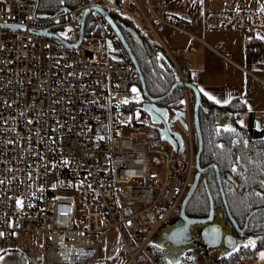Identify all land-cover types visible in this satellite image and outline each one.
I'll use <instances>...</instances> for the list:
<instances>
[{"label": "built area", "instance_id": "1", "mask_svg": "<svg viewBox=\"0 0 264 264\" xmlns=\"http://www.w3.org/2000/svg\"><path fill=\"white\" fill-rule=\"evenodd\" d=\"M144 3L148 13L140 0H95L47 18L36 0H0V233L34 236L41 264H94L92 235L112 228L128 264H150V242L180 214L191 187L196 141L189 92L187 155L180 159L171 149L155 150L151 139L128 135L153 126L121 119L144 96L100 11L91 12L86 25L90 18L93 30L85 26L82 44L73 48L82 31L77 13L96 7L142 21L157 41L166 28L188 33L179 18L159 13L163 0ZM69 24L73 30L62 37ZM203 24L209 31H264V10L207 11Z\"/></svg>", "mask_w": 264, "mask_h": 264}, {"label": "crops", "instance_id": "2", "mask_svg": "<svg viewBox=\"0 0 264 264\" xmlns=\"http://www.w3.org/2000/svg\"><path fill=\"white\" fill-rule=\"evenodd\" d=\"M159 8L161 15L176 16L188 29V33H184L166 28L160 33V40L156 41L177 71L197 87L203 103L215 109L214 112L225 114L234 125L237 113L229 107L240 110L238 122L247 126L254 121L255 126L263 130L264 136V31H209L203 24L207 11L257 12L264 10V0H210L206 4L204 0H163ZM201 88L221 103L209 101L200 91ZM177 123H172L170 131L180 136L181 143L173 144L165 139L163 142L167 141V148L179 158L181 152L186 150V143L182 129ZM161 230L162 228L158 232ZM154 237L150 244L153 243ZM182 246L163 245L150 248L154 251L166 248L165 250L170 252L168 264L170 261L183 263L185 258L181 256L186 255L196 256L194 264H205L197 258L202 252H193L194 246L190 249H183ZM231 248L229 245L224 247L223 244L206 247L204 256L210 257L216 250H223L221 253H226L227 249L229 253L234 252L235 249ZM42 254L41 242L30 234L16 233L10 237H0V256L3 257L0 264H41ZM177 259L183 260L179 262ZM256 259L259 258H245L238 264H255ZM124 264H128V260Z\"/></svg>", "mask_w": 264, "mask_h": 264}, {"label": "trees", "instance_id": "3", "mask_svg": "<svg viewBox=\"0 0 264 264\" xmlns=\"http://www.w3.org/2000/svg\"><path fill=\"white\" fill-rule=\"evenodd\" d=\"M62 0H39V9L42 8L48 13L55 15L62 7ZM95 0H66L64 6L71 10L78 9L86 3ZM111 17L125 26L124 35L127 42L135 55L141 72L144 76L146 88L151 97H161L166 95L173 85L180 81V77L175 65L166 55L161 45L153 38L148 31L146 34L141 33L137 26L135 19L123 17L117 12L109 10ZM145 26V25H144ZM147 28V27H146ZM87 32H92L91 20H88L86 25ZM98 34L94 35L96 39ZM187 81L186 78H184ZM138 85L141 87L140 80ZM185 94L183 89H178L174 95L164 103L167 110L172 116L178 115L184 108ZM192 105L194 103V96L191 97ZM183 101V103H181ZM144 100L137 104H131L126 108L128 110L141 109ZM236 116L234 117L235 129L233 132L220 133L216 130L214 124V117L200 114L201 130L204 140V152L201 158V166L206 167L211 164H216L222 173L232 176L235 183L228 178L222 180L223 189L226 195V200L232 213L233 218L239 226H242L246 217L251 211L259 208H264V200L254 195V190L264 192V136L263 130L258 129L254 121L247 126H243L238 122V114L240 110L229 107ZM152 129H154L152 127ZM151 129V130H152ZM150 130V131H151ZM155 130V129H154ZM156 131H158L156 129ZM150 137L152 143L160 146L163 143L159 132ZM196 146L197 137L195 136ZM235 168L236 171H232ZM207 183L209 191L216 205V208H223L224 203L221 191L216 178V173L212 170L207 174ZM252 193L248 195V190ZM225 209H223L224 211ZM210 200L207 189L202 185L190 201L187 207V214H195L198 217L204 218L209 215ZM225 212V211H224ZM179 217L175 215L172 220ZM249 233L252 236L260 237V243L257 249L249 250L238 248L233 254L221 260V264H238L245 258L255 259L257 253L264 249V213L257 214L250 223ZM149 253L154 258L162 259L161 252L149 249ZM179 264H191L190 262H183Z\"/></svg>", "mask_w": 264, "mask_h": 264}, {"label": "water", "instance_id": "4", "mask_svg": "<svg viewBox=\"0 0 264 264\" xmlns=\"http://www.w3.org/2000/svg\"><path fill=\"white\" fill-rule=\"evenodd\" d=\"M36 1L39 3V0H36ZM65 1L66 0L61 1L63 7L54 15V17L71 11V9L64 6ZM92 11H100L101 12L103 17L108 22L112 31L116 34V36L119 38V40L121 41V43L125 47L133 65L136 68L138 76H139V80H140V84H141V90H142L143 96H144V103L141 106V110L151 117V120L154 124L163 123L167 126V129L164 131L159 130V134H160L162 139H165V140H167L173 144L177 143V142L179 144L181 143L180 136L175 134V133H172L170 131V126H169L170 122L167 118L168 115L170 114L169 111L166 109H159L158 105L169 100L178 89H183L184 91L187 90L189 92V94L194 96L192 113H193V121H194V128H195V136L197 137V146H198L197 154H196V174L194 177V181H193V183H192V185H191V187H190V189H189V191H188V193H187V195L183 201L181 212H180V220H181V223L183 224V227L176 228L170 233V235H169L170 242L176 246H179V245L185 246L186 244H188V242L190 240V237H191L190 232L192 233V235L194 233H196L195 236L197 238H200L198 231L201 230L203 226H208V225L210 227L206 228L205 231L202 233V239H203L204 245H207L209 247L210 246L217 247L221 243L224 244L222 241V238H224L225 242L228 241V237L226 240L225 236H227L229 233L227 232L224 225L223 226H222V224L212 225L215 221L216 210H215V204H214L213 198L210 196V194H209V200H210L209 217L204 218V219H193V218H189L186 214L187 207H188L191 199L195 195V193H196V191L200 185L202 176L210 170H214L216 173L217 181H218V184H219L222 196H223V200H224L225 207L227 209V215H228L229 220L231 221L232 225L234 226V228L236 229V231L238 233H240V234L246 233V231L248 229L249 222L252 219V217L254 215L260 213V212H264V209L253 211L249 215V217L247 218L244 229L241 230L238 223L231 216V214L228 210L227 202H226V199H225V196L223 193V189H222V174H221L218 166L216 164H211V165L204 167V168L201 167V158H202V155L204 152V140H203V135H202V130H201L200 114L204 113L205 115H209L211 112H214V111L209 106H207L203 103L202 96H201L199 90L197 89V87L195 85H193L192 83L185 81V80H180L177 83H175L173 85V87L171 88V90L166 95L161 96V97H156V98L151 97L147 91L146 83L144 80V76L141 72L140 65H139L135 55L133 54V52H132V50H131L128 42H127V39L123 33V30L125 31V29H126L125 26H123L120 23H118L117 21H115L111 17L110 13L108 11L102 9V8L96 7V8L87 9L83 13L82 19H81L82 31H81L80 41H79L78 45L73 46V48H78L82 44L83 39H84L86 22H87V19H88L89 15L91 14ZM37 33L42 35V36H45V37L54 38V39L59 40V41L61 40V38L58 35L52 34L49 31H38ZM184 105H185V101H184ZM160 113H166L167 115L161 116ZM214 116H215V112H214ZM174 122L175 123L179 122L182 125V128L186 129V124H185V121L183 119V111L181 113H179L178 115H176ZM181 230L183 231V238L182 239L175 238L176 237L175 234ZM229 238H231V237H229ZM180 240H183V241L181 242ZM197 240L198 239H195L194 242ZM232 241H233L232 244L234 246V240H232ZM232 244L228 243L229 246H232ZM177 260H179V259H177ZM180 260H179V262H180Z\"/></svg>", "mask_w": 264, "mask_h": 264}, {"label": "rangeland", "instance_id": "5", "mask_svg": "<svg viewBox=\"0 0 264 264\" xmlns=\"http://www.w3.org/2000/svg\"><path fill=\"white\" fill-rule=\"evenodd\" d=\"M140 2L142 4V6H144V0H140ZM144 8L147 11V7H144ZM147 13H148V11H147ZM53 14L54 13H48L47 11H44L42 8L39 9V15L41 17L50 18V17L53 16ZM81 15L82 14L77 13L76 22H75L76 24L80 23ZM89 20H90V18H89ZM135 22H136L137 26L139 27L141 33L146 34L147 28H146V26H144L142 21L135 20ZM73 28H74L73 24H69V25L65 26L62 29L60 35L62 37H65L70 31L73 30ZM143 100L144 99L136 101L137 103H135L134 105H137V104L141 103ZM134 117L139 119L141 123L148 124V125L151 124L154 127V123L152 122L150 116L147 115L145 112H143L139 108H137V109L132 108L130 110L127 109V112H124L122 114L121 119H122V121L129 122ZM169 119L174 122L175 121V116H172ZM227 123H228V121H227ZM227 123H226V121H223L222 124H223V126H226ZM177 126L179 128H182V125L179 122L177 123ZM231 126H232V129L236 130L235 129V125L232 123V121H231ZM182 129H183L182 130L183 135L186 138L185 129L184 128H182ZM153 134H155V130L154 129H152L151 131L150 130L145 131L143 134H135L133 132H129L128 133V135H130V136H132V137H134L136 139H139V140H143V139H149L150 140V137H152ZM167 145H168L167 141H164L160 146L159 145L158 146L155 145L154 149L155 150H164L165 148H167ZM186 151L187 150H185V152L182 151L179 158L184 159L185 158L184 154L186 153ZM174 222H175V219L172 220L171 222H169L160 232H158V234L154 237L153 243L149 244L148 250L151 249L152 246L153 247H156V246L160 247V246H163V245H165V246H173L172 243L169 240V235L172 232V229L174 227ZM216 222L226 226L222 220L218 219ZM195 235H196V233L191 235L188 244L185 245V246H182L181 248L190 249L191 247L194 246V248L192 249L193 252L194 251H200V252H202V255H204L205 254L204 251H206L205 248L209 247V246L204 245L202 237L201 238H197ZM92 237H93L94 242L98 246V258L94 262V264H119V263L124 264L128 260L129 256H128L127 253L124 252V249H123V246H122V243H121V239H120V235H119V233L117 232L116 229H114V228L108 229V230L99 232L97 234H93ZM195 239H198V240L194 242ZM223 245H224V247H227L225 244H223ZM165 249L166 248H164L161 251H159V252H161V255H162V259L161 260L160 259L157 260L156 258H154V256H152L151 253H149V255L151 257L150 264H168V260H170V259H167V258L169 257V255H170L169 253L170 252H168V250H165ZM221 251L223 252V250H221ZM216 252H217V256H219V253H221L218 250H216ZM262 252H264V250L258 252L257 258H259V259H256L255 264H264V258H262V256H261ZM231 253H233V252L229 253V251L227 249V252H226L225 256H230ZM181 257H183V259H184V258L187 257V255L186 256H181ZM182 260H180V262ZM171 264H176V263H171Z\"/></svg>", "mask_w": 264, "mask_h": 264}, {"label": "flooded vegetation", "instance_id": "6", "mask_svg": "<svg viewBox=\"0 0 264 264\" xmlns=\"http://www.w3.org/2000/svg\"><path fill=\"white\" fill-rule=\"evenodd\" d=\"M124 31V30H123ZM124 33V32H123ZM164 96V95H163ZM158 108L159 109H166L167 110V108L165 107V105H163L162 103L161 104H159L158 105ZM213 111L215 110V109H213L212 107H210ZM170 113V112H169ZM203 115H205L204 113H202ZM207 116H213L214 117V124H215V128H216V130L218 131V132H220V133H223V132H233L234 131V129H233V131H228V130H226V129H232V126H231V121H229V119L227 118V116L225 115V114H223V113H220L219 111H215V116H214V112H211L209 115H207ZM172 117V115L171 114H169L168 115V120H169V122H170V124H169V126L171 127V125H172V123H173V121L172 120H170L169 118H171ZM151 118V117H150ZM180 118V117H179ZM180 120V119H179ZM223 121H226V123H227V121H228V123H227V125L226 126H223ZM216 122V123H215ZM154 128H155V131H156V129L158 130V131H156V132H159V130H166L167 129V126L165 125V124H163V123H160V124H154ZM196 154H197V150H196ZM186 155H187V152L185 153V158L184 159H186ZM209 166V165H208ZM202 168H204L203 166H201ZM207 167V166H206ZM220 170V169H219ZM210 171H212V170H210ZM210 171H208V172H206L203 176H202V179H201V182H200V185H199V187H198V189L200 188V186H204L206 189H207V192H208V195L210 194V196H211V193H210V191L208 190L209 189V186H208V183H207V174L210 172ZM214 171V170H213ZM215 172V171H214ZM221 172V171H220ZM195 174H196V158H195V169H194V174H193V179H192V183H193V181H194V177H195ZM221 174H222V180L224 179V178H228L231 182H233V183H235V181L233 180V178H232V176L231 175H229V174H226V173H222L221 172ZM217 178V177H216ZM258 182H260V183H262L263 184V182L262 181H258ZM192 185V184H191ZM219 185V184H218ZM235 185L236 186H238V184L237 183H235ZM220 188V187H219ZM198 189H197V191H198ZM222 189H223V184H222ZM196 191V192H197ZM221 191V190H220ZM255 192H259V191H257V189H255L254 190V193ZM223 193H224V196H225V199H226V195H225V192H224V189H223ZM252 193V190L251 189H249L248 190V195H250ZM196 194V193H195ZM221 195H222V193H221ZM194 197V196H193ZM212 197V196H211ZM222 199H223V196H222ZM192 200V199H191ZM226 202H227V200H226ZM223 203H224V200H223ZM215 204V203H214ZM227 206H228V203H227ZM223 209H225L224 211H223ZM261 209H264V208H259V209H255V210H261ZM215 210H216V214H215V221H214V223L212 224V225H216V224H220V223H218V222H216L218 219L219 220H222L223 222H224V224L226 225V226H224L225 228H226V230H227V232L229 233L227 236H225L226 237V240H227V237H228V241H224V238H222V241H223V243L228 247V243H230V244H232L233 243V241L232 240H234V246H233V244H232V248L231 249H235V250H237L238 248H243L244 246L243 245H245L247 242H248V240L249 239H252V240H254L256 243H255V247L253 248L252 246H248V247H245V249H249V250H253V249H257V246H258V244L260 243V237H258V236H252L250 233H249V231H250V228H251V226H250V223H251V221H252V219L257 215H254L253 217H252V219L250 220V222H249V225H248V229H247V231H246V233H244V234H240V233H238L237 231H236V229L234 228V226L232 225V223H231V221L229 220V218H228V215H227V209H226V207H225V204H224V207L223 208H221V207H219V208H216V205H215ZM228 210H229V212H230V209H229V206H228ZM255 210H253V211H255ZM187 211V210H186ZM253 211H251L250 212V214L253 212ZM209 213H210V211H209ZM260 213H264V212H260ZM187 214V213H186ZM230 214H231V216H232V213L230 212ZM249 214V215H250ZM259 214V213H258ZM249 215L246 217V220H247V218L249 217ZM187 216L189 217V218H193V219H204V218H207V217H209V215L208 216H206V217H204V218H201V217H198L197 215H195V214H187ZM233 217V216H232ZM235 219V218H234ZM246 220H245V222H244V224L242 225V226H239L240 227V229L241 230H243L244 229V227H245V223H246ZM239 225V224H238ZM223 226V225H222ZM179 227H183V224L181 223V220H180V214H179V217L177 216V218L175 217V222H174V227H173V229H172V231L174 230V229H176V228H179ZM208 227H210L209 225L208 226H203L202 227V229L201 230H199L198 231V233H199V237L201 238L202 237V233L205 231V229L206 228H208ZM190 235H192V233L190 232ZM229 237H231V238H229ZM176 238V237H175ZM181 242L183 241V240H180ZM232 241V242H231ZM222 244V243H221ZM264 249H262V250H260V251H263ZM222 252V251H221ZM235 252V251H234ZM233 252V253H234ZM213 253L214 254H212L210 257H205L204 255H202V254H200V255H198L197 256V258L199 259V260H201L202 261V263H205V264H208V263H210V264H221V260L223 259V258H225V257H228V256H225L226 255V253L224 254V253H219V256H217V252L216 251H213ZM233 253H231V254H233ZM257 254H258V252H256ZM230 254V255H231ZM196 256H192V255H187V257L184 259L185 261L184 262H190L191 264H194V262L196 261V258H195ZM205 258H208L209 260H206ZM175 261V260H174Z\"/></svg>", "mask_w": 264, "mask_h": 264}, {"label": "snow or ice", "instance_id": "7", "mask_svg": "<svg viewBox=\"0 0 264 264\" xmlns=\"http://www.w3.org/2000/svg\"><path fill=\"white\" fill-rule=\"evenodd\" d=\"M132 91H133L134 93L137 92V90H136L135 88H133ZM200 91L203 93V95H204L205 97H207V99H208L209 101H211V102H213V103H215V104H220V103H221V101H220L219 99H217V98L214 97L213 95L209 94V93H208L207 91H205L204 89L201 88ZM125 103H127V101H125ZM181 103H183V101H181ZM137 115H138V114H137ZM160 115H161V116H166L167 114H166V113H160ZM226 130H228V131H233V129H230V128H229V129H226ZM232 171L235 172L236 169L233 168ZM262 186H264V184H262ZM254 195L257 196V197H259L260 199L264 200V192H255ZM3 235H4V233H0V237H2ZM175 236H176L177 239H182V238H183V231L181 230V231L177 232V233L175 234ZM255 243H256V242H255L254 240L249 239L248 242H247L245 245H243V246H244V247L252 246V247L254 248V247H255ZM261 256H262V258H264V252L261 253ZM2 260H3V257L0 256V261H2ZM169 264H171V261L169 262Z\"/></svg>", "mask_w": 264, "mask_h": 264}]
</instances>
